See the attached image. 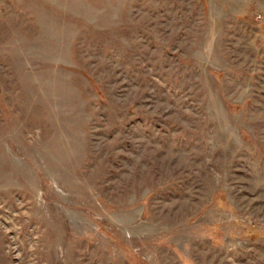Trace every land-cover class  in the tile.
Masks as SVG:
<instances>
[{
  "label": "rangeland",
  "instance_id": "1",
  "mask_svg": "<svg viewBox=\"0 0 264 264\" xmlns=\"http://www.w3.org/2000/svg\"><path fill=\"white\" fill-rule=\"evenodd\" d=\"M0 264H264V0H0Z\"/></svg>",
  "mask_w": 264,
  "mask_h": 264
}]
</instances>
